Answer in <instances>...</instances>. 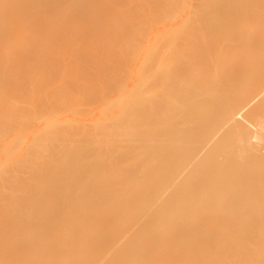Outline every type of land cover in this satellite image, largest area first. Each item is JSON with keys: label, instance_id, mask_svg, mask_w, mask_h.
<instances>
[{"label": "bare ground", "instance_id": "6f19581e", "mask_svg": "<svg viewBox=\"0 0 264 264\" xmlns=\"http://www.w3.org/2000/svg\"><path fill=\"white\" fill-rule=\"evenodd\" d=\"M52 1L55 12L68 10L56 15ZM123 1L0 0V19L3 13L8 16L6 25L0 20V100L9 98L16 108V113L7 109L6 99L5 111L0 105V131L6 134L4 138L0 132V145L6 142L0 152L7 157L5 161L0 155V172L8 170H3L7 177L0 174V202L1 191L10 193L1 189L2 178L18 193L12 207L10 199L6 208L4 200L0 204V264H55L61 256L67 260L80 251L83 264H99L101 259L112 264H264V0H134L130 12ZM101 2L106 10L114 3L105 13L98 8ZM8 4L18 10L12 12ZM112 30L117 42L112 33L109 36ZM138 34L144 36L141 44L135 40ZM51 39L67 45L60 52ZM122 42H127L126 51ZM96 45L107 48L101 51ZM103 77H124L120 82L129 83L122 88V83ZM91 91L95 98L86 100L99 105L97 109L79 98ZM112 93L122 99L121 105L117 100L113 104L123 115L109 105L117 97ZM56 105H63L59 111L65 109V115L58 111L62 117L55 116ZM24 106L31 112L21 115ZM93 110L95 118L90 117ZM108 112L116 119L110 120ZM105 115L109 120H103ZM66 122L82 123L83 136ZM84 123L93 124L91 132ZM71 133L78 138L71 140ZM76 141L85 143L86 150ZM15 145L23 152L14 153ZM88 150L93 158L85 157ZM95 162L101 164L99 170ZM13 171L22 177H13ZM123 176L128 181L123 182ZM157 199H176L171 204L179 200L181 207L189 204L178 213L177 204L167 209ZM122 207L128 212L135 208L145 218L135 215L137 223L132 225L127 211L120 213ZM189 208L197 211L191 214ZM88 211L99 212L95 216L101 229L95 222L92 227L86 223ZM186 213L200 223H192ZM120 222L131 224L126 236L116 230ZM31 245L33 250H28Z\"/></svg>", "mask_w": 264, "mask_h": 264}, {"label": "rangeland", "instance_id": "374dc122", "mask_svg": "<svg viewBox=\"0 0 264 264\" xmlns=\"http://www.w3.org/2000/svg\"><path fill=\"white\" fill-rule=\"evenodd\" d=\"M63 1H64V0H63ZM63 1H62V3H64ZM71 1H72V0H71ZM108 1H109V0H108ZM111 1H113V0H110V2H111ZM118 1H119V0H118ZM131 1L133 2L134 0H124V1L122 2L123 6H126V8L128 7L127 10H128L129 12L132 10L131 4L129 5V3H130ZM141 1H142V0H141ZM159 1H160V0H159ZM163 1L165 2V1H167V0H163ZM178 1H179V0H174V2H178ZM180 1H181V0H180ZM186 1H187V0H186ZM52 2H53V1H52ZM54 2H56V1H54ZM54 2H53V4H51V6L48 5V6L51 7V9H52L51 11H52V12H55V10L53 9V5L55 4ZM59 2H60V0H59ZM66 2H67V0H66ZM73 2H74V1H73ZM134 2L137 3L138 1L136 2V0H135ZM139 2H140V1H139ZM160 2H162V0H161ZM182 2H183V1H182ZM49 3H51V2H49ZM60 3H61V2H60ZM62 3H61V4H62ZM69 3H70V2H69ZM74 3H75V2H74ZM76 3H77V1H76ZM99 3H100V2H99ZM105 3H106V2H105ZM113 3H114V2H113ZM113 3H110V5H109L108 3H106V4H108V9H107V10H110V9L112 8ZM125 3H126V4H125ZM172 3H173V2H172ZM172 3H171V4H172ZM61 4H60V7L63 6V5H61ZM64 4H66V3H64ZM71 4H72V3H70V4L68 5V7L71 6ZM101 4H102V2H101ZM101 4L98 5V8H100V9H101L102 11H104V12L107 11V10H106V7H105V6H107V5H105V4H102V5H101ZM132 4H133L132 6H134V3H132ZM167 4L170 5L169 3H167ZM104 5H105V6H104ZM136 5H137V4H135V6H136ZM164 5H166V3H165ZM16 6H17V5H16ZM54 6H55V5H54ZM57 6H58V5H57ZM99 6H101V7H99ZM123 6H121V7H122V10H124V8H125V7H123ZM154 6H155V3H154ZM8 7L11 8V11H12V12L18 10V9L15 10V5L13 6V5H11V4H8ZM12 7H13V8H12ZM60 7H59V8H60ZM72 7H73V6H72ZM72 7H71V8H72ZM129 7H131V8H130L131 10H129ZM140 7H141V6H139V8H140ZM164 7H165V6H164ZM167 7H169V6H167ZM167 7H166V8H167ZM19 8H21V6H19ZM61 8L63 9V7H61ZM64 8H65V6H64ZM66 8H67V6H66ZM71 8H69V9H71ZM133 8H134V7H133ZM169 8H170V7H169ZM22 9H23V8H22ZM55 9H56V6H55ZM62 9H61V10H62ZM72 9H73V8H72ZM136 9H137V7L135 8V10H136ZM152 9H156V8L153 7ZM163 9H164V8H163ZM170 9H171V8H170ZM64 10L67 11L68 9H67V10L64 9ZM64 10H63V11H64ZM125 10H126V9H125ZM157 10H158V8H157ZM11 11H10V13H11ZM63 11H61V12H60V11H56L55 13H56V15H57V14H60V15H61L62 13H65V11H64V12H63ZM132 11H133V10H132ZM136 11H137V10H136ZM136 11H134L133 13H137ZM138 11H139V10H138ZM151 11H152V10H151ZM159 11H160V10H159ZM163 11H166V10H163ZM167 11H168V10H167ZM7 12H9V10H8ZM88 12H89V11H88ZM170 12H171V11H170ZM105 13H106V12H105ZM7 14H8V13H7ZM166 14H168V12H166ZM171 14H172V13H171ZM8 15H9V14H8ZM10 15H11V14H10ZM54 15H55V14H53V16H51V18H53ZM60 15H59V16H60ZM105 15H106V14H105ZM129 15H131V13H130ZM152 15H153V14H152ZM133 17H135V15H134ZM159 17H160V16H159ZM51 18L49 17L48 19H51ZM60 18H62V17L60 16ZM136 18H138L139 21H142V19H143V17H141L140 13L136 14ZM7 19H8V16H6V13H3L2 18L0 19V20H1V23H3L2 20H4V22H5V21L7 22V21H8ZM53 19H54V18H53ZM133 20H135V19H133ZM136 21H137V20H136ZM6 22H5V25H6ZM52 23H53V21H52ZM3 25H4V24H3ZM112 25H113V24H112ZM53 26H54V27H55V26L57 27L56 21H55V23L53 24ZM113 26H114V25H113ZM54 27L51 28V29L53 30ZM110 27H111V25H110ZM139 27H141V25H140ZM142 27H143V26H142ZM140 29H142V28H140ZM46 30H47V29H46ZM46 30H45V31H46ZM142 30H145V27H143ZM43 32H44V31H43ZM140 32H141V30H140ZM108 33H109V32H108ZM108 33H107V34H108ZM111 33H112V36H113L112 39L116 40V39H117V36H116V34H113V30L110 32L109 36L111 35ZM115 33H116V32H115ZM130 33H131V32H130ZM144 33H145V31H144ZM144 33H143V34H144ZM63 34H64V33H63ZM117 34L119 35L120 33H117ZM59 35H61V34H59ZM59 35H58V36H59ZM66 35H67V34H65V37H66ZM121 35H122V33H121ZM124 35H125V33H124ZM127 35H128V34H127ZM129 35H130V34H129ZM138 35H139V34H138ZM138 35L135 36V40L139 39V40H138V42H139V41L142 39V37H144V36H141V34H140V35H139L140 37H138ZM52 36H53V35H52ZM52 36H51V38H52ZM55 36H56V35H55ZM55 36H54L53 38H54L55 40H57V39L55 38ZM119 36H120V35H119ZM125 36H126V35H125ZM62 37H64V35H63ZM62 37H61V41H62V39H63ZM110 37H111V36H110ZM126 37H128V36H126ZM59 38H60V37H59ZM66 38H67V37H66ZM105 38L108 39V37H105ZM121 38H122V36H121ZM64 39H65V38H64ZM124 39H125V38H123V40H124ZM67 40H68V39H67ZM67 40H66V41H67ZM105 40H106V39H105ZM119 40H120V38H119ZM119 40H118V41H119ZM121 40H122V39H121ZM49 41H52V45L54 46V48H58L57 50H60V52H62V50H61V49H62L61 46H62L63 44H62V45L60 44L61 41H59V42H54L53 39H51V40H49ZM63 41H65V40H63ZM68 41H69V40H68ZM107 41H110V43H112V42H111V38H109V40H107ZM124 41H125V40H124ZM128 41H129V40H128ZM6 42H7V41H6ZM98 42H99V40H98ZM116 42H117V40H116ZM120 42H121V41H120ZM131 42H132V41H131ZM136 42H137V41H136ZM49 43H50V42H49ZM103 43H105V42H103ZM110 43L107 42V45L110 44ZM114 43H115V42H114ZM114 43H113V44H114ZM122 43H124V42H122ZM122 43H121V45H122ZM139 43H140V42H139ZM95 44H97V43H95ZM98 44H99V43H98ZM100 44H102V43L100 42ZM116 44H119V46H120V43H116ZM125 44H127V42L124 43V47H123V45H122L123 48H121V49H124V50H125V46H126ZM132 44H133V43H130L129 46L132 45ZM134 44H135V43H134ZM140 44H141V43H140ZM65 45H67V44L65 43ZM65 45H64V46H65ZM68 45H69V44H68ZM105 45H106V43H105ZM64 46H62V47H64ZM96 46L100 47L99 45H96ZM110 46H111V44H110ZM129 46H127V47H129ZM133 46L135 47V45H133ZM133 46H132V47H133ZM136 46H137V45H136ZM103 47H104V45H102V49H103ZM111 47H113V46H111ZM115 47L117 48V51H116V52L120 51V50H119L120 48H119L117 45H115ZM120 47H121V46H120ZM60 48H61V49H60ZM105 48H107V47H104V50H105ZM118 48H119V49H118ZM97 49H98V48H97ZM100 49H101V47H100ZM102 49H101V51H102ZM126 49H127V48H126ZM106 50H107V49H106ZM114 50H116V49H114ZM124 50H123V52H124ZM128 50H129V49H128ZM125 51H126V50H125ZM130 51H132V50H130ZM130 51H129V53L132 54V52H130ZM123 52H122V53H123ZM127 53H128V52H127ZM133 54H134V53H133ZM125 55H126V54H125ZM129 56H130V55H129ZM126 57H127V56H126ZM130 57H131V56H130ZM128 59H129V58H128ZM54 78H55V77H53V80H54ZM56 78H57V77H56ZM88 78H89V77H88ZM99 78H100V77H99ZM99 78L96 77L97 80H100ZM103 78H105V79H109L110 82H111V79H112V81H114V83H115V82H118V83H119L120 80H122L124 77H123V78H122V77H103ZM126 78H127V77H126ZM126 78H125V79H126ZM127 79L129 80L130 77L127 78ZM101 80H102V78H101ZM103 81H104V79H103ZM124 81H125V80H124ZM126 81H127V80H126ZM100 82H101V81H100ZM106 82H107V81H106ZM106 82H105V83H106ZM105 83L103 82V84H105ZM112 83H113V82H112ZM120 83H122L121 85L123 86V87H122V86H120V87L125 88V85H126L127 83H129V81L126 82V83H123V81H121ZM120 83H119V84H120ZM116 84H117V83H116ZM116 84H113L114 87H115ZM113 85H112V87H113ZM108 86H109V85H108ZM101 87H104V86L101 85ZM101 87L99 86V88H101ZM112 87H111V88H112ZM118 87H119V85H118ZM126 87H127V86H126ZM99 88H98L97 90H99V92H100V89H99ZM108 88L110 89V86H109ZM108 88H107V89H108ZM115 88L117 89V87H115ZM107 89H106V90H107ZM109 89L107 90L108 93L111 92L114 88H112V90L110 89L111 91H109ZM120 89H121V88H120ZM120 89H117V90L121 91ZM95 90H96V89H95ZM103 90L105 91V89H103ZM103 90H102V92H103ZM107 91H105V92L107 93ZM115 91H116V90H115ZM115 91H114V92H115ZM114 92H113V93H114ZM88 93H90V96H87L86 93H84L86 97H85V96L82 97V95H81L79 98H80V99H81V98H85V100H86L87 97H88V98H90V100H91V98L94 97V96L91 97V95H92L91 93H94V92L91 91V92H88ZM100 93H101V92H100ZM113 93H112V94H113ZM115 93L118 94L117 92H115ZM119 93H121V95H122V92H119ZM4 94H5V93H4ZM4 94H3V95H4ZM9 94H10V93H9ZM78 94H79V93H78ZM94 94H95V93H94ZM102 94H103L104 96H106L104 93H102ZM110 94H111V93H110ZM110 94H109V95H110ZM116 94H113V95H116ZM5 95H7V94H5ZM5 95H4V97H5ZM74 95H77V93L74 94ZM74 95H73V96H74ZM79 95H80V94H79ZM96 95H97L96 97H98V96L101 97V95H98V92H97ZM118 95L120 96V94H118ZM118 95H116L117 97H115V100H113V102H109V101H108V102H109V105H111L115 110H120V109H116V108L119 106V105H117V107H116V104H118V102L122 100L121 98H120V100H117V98L119 99V96H118ZM14 96H15V94H14ZM18 96H19V95H18ZM53 96H54V98H55L56 95H53ZM68 96H69V95H68ZM71 96H72V95H71ZM73 96H72V97H73ZM1 97H2V95H1ZM10 97H11V96H10ZM62 97H63V96H62ZM62 97H61V98H62ZM66 97H67V96H66ZM74 97H75V96H74ZM74 97H73V98H74ZM107 97H108V95L106 96V98H107ZM126 97H127V96H126ZM126 97H125V98H126ZM2 98H3V97H2ZM2 98H1V99H2ZM14 98H15V97H14ZM14 98L11 97V99H13V100H14ZM18 98H19V97H17L16 100H18ZM49 98H51V96H50V97L47 96V99H49ZM56 98H57V99H60V98H58L57 96H56ZM73 98H72V99H73ZM76 98H77V96H76ZM94 98H95V97H94ZM106 98H105V99H106ZM109 98H113L112 95H111L110 97H108V100H109ZM4 99H6V98H4ZM4 99H3V100H4ZM77 99H78V98H77ZM77 99H74V101H75V100L77 101ZM3 100H0V105H1V106L3 105ZM52 100H54V99L52 98V99L50 100V102H52ZM61 100H63V99H60V101H61ZM65 100H66V99H65ZM81 100H83V99H81ZM96 100H97V99H96ZM116 100H117L118 102H116ZM125 100H126V99H124V101H125ZM6 101H7V102H6L7 109H9V110L11 109V110H13L12 113H13V112L16 113V111H15L16 108H13L12 106H14V105L10 104V103H11V100H9V98H8V99H6ZM19 101H20V100H19ZM86 101H88V100H86ZM111 101H112V100H111ZM124 101H123L122 103H124ZM4 102H5V101H4ZM13 102H15V101H13ZM13 102H12V103H13ZM21 102H23V101H22V98H21ZM46 102H47V101H46ZM56 102H57V101H56ZM56 102L54 103V105L58 103V102H57V103H56ZM81 102H82V101H81ZM81 102H79V104H80ZM108 102H107V103H108ZM126 102H127V101H126ZM38 103H40V101H38ZM65 103L68 104L69 102L65 101ZM74 103H75V102H74ZM74 103H73V104H74ZM83 103H85V102H82V104H80V107H81V106L83 107ZM88 103H91V102L88 101ZM92 103H93V101H92ZM92 103H91V105L94 104V103H93V104H92ZM107 103H106L105 105H106V107L109 109V107H108L109 105H108ZM113 103H116L115 106H114ZM13 104H14V103H13ZM40 104H41V103H40ZM51 104H52V103H51ZM112 104H113V105H112ZM119 104H120V102H119ZM11 105H12V106H11ZM36 105H37V104H35V108H36L37 106H39V105H37V106H36ZM46 105H47V104H46ZM120 105H121V104H120ZM40 106H41V105H40ZM62 106H63V105H62ZM62 106H61V105H56V106H55L56 108H58V109H57V114H55L56 112L54 113L56 117H57V116H60L59 114H62V113H63V115H65V114H64L65 109H64L63 112L60 113V111H62V110H60V109H62ZM65 106H66V105H65ZM76 106H79V105H76ZM84 106H88V104H87V105H84ZM94 106H95V109H97V106H99V105L96 106V105L94 104ZM94 106H93V108H94ZM14 107H15V106H14ZM112 107H110V110H111ZM1 108H3L4 111H5V108H4L3 106H2ZM63 108H64V107H63ZM66 108H67V107H66ZM71 108H72V107H71ZM91 108H92V107H91ZM93 108H92V109H93ZM3 109H2L1 111H3ZM37 109H38V108H37ZM95 109H94V110H95ZM108 109H107V110H108ZM114 109H113L111 112H113ZM124 109H125V108H124ZM126 109H127V108H126ZM18 110H19V109H18ZM18 110H17V111H18ZM35 110H36V109H35ZM35 110H34V111H35ZM39 110H40V109H39ZM41 110H42V109H41ZM59 110H60V111H59ZM70 110H71V109H70ZM94 110H93V111H94ZM104 110H106V109L104 108ZM104 110H101V111H102V112H105ZM20 111H22V113H20L21 115L31 112V111H29V109L26 108L25 106H24V110H20ZM44 111H45V110L43 109V112H44ZM58 111H59V114H58ZM67 111H68V110H67ZM97 111H98V110H97ZM99 111H100V110H99ZM108 111H109V110H108ZM7 112H8V111H7ZM47 112H48V111H47ZM69 112H71V111H69ZM72 112H73V111H72ZM75 112L78 113L77 111H75ZM102 112H101V114H102ZM111 112H108V113L110 114V115L107 114L108 117H110V116L113 117V114H112ZM117 112H119V111H117ZM120 112H122V111L120 110ZM8 113H9V112H8ZM10 113H11V112H10ZM35 113H36V115H39V113L37 114V110L35 111ZM45 113H46V111H45ZM45 113H44V116L48 114V113H46V114H45ZM66 113H68V112H66ZM84 113H85V112H84ZM84 113H83V114H84ZM91 113H92V110H91ZM91 113H90V112H87L86 114H91ZM125 113H126V112H125ZM0 114H2V113H0ZM18 114H19V113H18ZM18 114H17V115H18ZM41 114L43 115L42 112H41ZM41 114H40V115H41ZM54 114H52L51 116H53ZM69 114H71V113H69ZM97 114H98V113H97ZM103 114H104V113H103ZM111 114H112V115H111ZM118 114H120V113H118ZM13 115H14V114H13ZM74 115H75V116L77 115V117H78L79 115H82V113H81V111H79V115H78V114H74ZM99 115H100V113H99ZM99 115H97V116H99ZM114 115H115V114H114ZM122 115H123V112H122ZM72 116H73V115H72ZM85 116H86V115H85ZM85 116H84V118H85ZM92 116L95 118V111H94L93 115H90V117H92ZM60 117H62V115H61ZM60 117H58V118H60ZM79 117H81V116H79ZM86 117H88V116H86ZM108 117H106V115L103 116V120H104L105 118L108 119ZM112 117H110V120L113 121V120H114L113 118H115V117H113V118H112ZM121 117H122V116H121ZM0 118H1V120H2V118H4V114L1 115ZM81 118H82V117H81ZM84 118H83V119H84ZM111 118H112V119H111ZM96 119H97V118H96ZM98 119H99V118H98ZM98 119H97L96 121H98ZM115 119H116V118H115ZM108 120H109V119H108ZM96 121H95V122H96ZM99 121H100V119H99ZM1 123L3 124L2 121H1ZM13 123H14V126H15V122H13ZM108 123H111V122H108ZM115 123H116V122H115ZM6 124H7V123H6ZM9 124H10V126H11V125L13 126L12 123H9ZM65 124L68 125L69 122H68V123L66 122ZM78 124H80V123H77L76 125H73V124H70V126L68 125L70 129H74V127L76 126L78 132L75 131V132H76L75 134H78L79 132H82V130H83V129H82L81 131L79 130V127H80V125H81L82 123H81L80 125H78ZM86 124H87V125L89 124L90 127L88 128V126H86ZM86 124L84 123V127H85V130H86V128H87V131H86V132H88V131H90V130H88V129L92 128V127H93V124H90V123H86ZM4 125H5V124H4ZM27 125H28V124H27ZM27 125H26V126H27ZM72 125H73L74 127H73ZM77 125H78V126H77ZM82 125H83V124H82ZM82 125H81V126H82ZM106 125H107V123H106ZM106 125H105V126H106ZM2 126H3V125H2ZM5 126H6V125H5ZM29 126L32 127L31 124H30ZM56 126H57V125H56ZM56 126H55V127H56ZM58 126H59V125H58ZM109 126H110V125H109ZM3 127H4V126H3ZM31 127L28 128V126H27V127H25V128L30 129ZM82 127H83V126H82ZM4 128H5V127H4ZM8 128H9V127H8ZM10 128H11V127H10ZM12 128H13V127H12ZM15 128H16V127H15ZM63 128H64V126H63ZM65 128H66V126H65ZM80 129H81V127H80ZM92 129H93V128H92ZM92 129H91V130H92ZM6 130H7V128H6ZM6 130H5V131H6ZM8 130H9V132H10V130H12V129H8ZM8 130H7V131H8ZM74 130H76V129H74ZM74 130H73V131H74ZM85 130H84V132H85ZM0 132H1V131H0ZM90 132H91V131H90ZM90 132H89V133H90ZM1 133L3 134L4 132H1ZM73 133H74V132H73ZM73 133H71V135L73 136V137H72V136L70 137L71 140H72V138H74V135H75V134L73 135ZM79 134H80V137L83 136V135H81L82 133H79ZM85 134H86V133H85ZM4 135H6V134H3V136H4ZM90 135H91V133L88 134L87 136L84 135V137H85V138H86V137H90ZM1 136H2V135H1ZM3 136H2V137H3ZM2 137H1V138H2ZM75 137H76V135H75ZM80 137H79V138H80ZM4 138H5V136H4ZM77 138H78V137H76V139H77ZM85 138H83V140H84ZM98 138H99V137H98ZM100 138H101V137H100ZM2 139H3V138H2ZM4 140H5V139H4ZM4 140H3V141H4ZM68 140H69V139H68ZM83 140H82V141L79 140V141L83 142ZM69 142H70V143L72 142L71 144H74L73 141H69ZM17 143H19L18 146H17V147H19V146H20V141H18ZM76 143L78 144L77 141H76ZM4 144H6V142H3V144H1L0 146H3ZM67 144H69V143L67 142ZM81 144H82V143L79 142L78 145H81ZM21 145H22V144H21ZM75 145H76V144H75ZM75 145H74V146H72V145L69 146V145H68V147H70V149L72 150V149H74V148H72V147H75ZM78 145H77V146H78ZM83 145H85V143L82 144L81 146H83ZM85 146H86V145H85ZM85 146H83V148H84ZM90 146H91V144H90ZM21 147H22V146H20V148H21ZM87 147H88V146H87ZM0 148H1V147H0ZM5 148H6V147H5ZM91 148H92V147H91ZM3 149H4V147H3ZM3 149H2V150H3ZM6 149H7V148H6ZM15 149H18V148H16V145H15ZM15 149H14V151H15ZM84 149H85V148H84ZM88 149H89V147H88ZM4 150H5V149H4ZM85 150H86V149H85ZM85 150H84V151H85ZM93 150H94V149H93ZM0 151H1V150H0ZM14 151H13V152H14ZM17 151H19V152L22 151V152H23V149H21V150L18 149V150H16L14 153H16ZM19 152H18V154H19ZM22 152H21V155L19 154L20 156H23V155H22V154H23ZM3 153H4V152H3ZM14 153H13V154H14ZM85 153H86V151H85ZM90 153H91V152L88 150L87 154H84V155H86L85 157L88 158V159H90L91 157L93 158V157L95 156V154L93 155V154H90ZM18 154H17V155H18ZM0 155L2 156V153H1V152H0ZM4 155H5V154H4ZM14 155H16V154H14ZM91 155H93V156H91ZM97 155H98V154H97ZM97 155H96V157H97ZM1 156H0V157H1ZM18 157H19V156H18ZM89 157H90V158H89ZM96 157H95V158H96ZM1 158L3 159V156H2ZM5 158L7 159V157H5ZM5 158H4L3 160L7 161ZM95 158H94V159H95ZM98 158H99V157H98ZM98 158H97L95 161H97ZM2 159H1V160H2ZM86 160H87V159H86ZM89 162H92V163H93L94 161L91 160V161H89ZM89 162H88V163H89ZM103 162H104V161H103ZM107 163H108V161L106 162V164H107ZM5 164H6V163H5ZM94 164L96 165V162H95ZM101 164H102V161H101ZM101 164L99 163V164H97L96 166L94 165V166H95V169H96V170H99V167H100L99 165H101ZM12 166H13V165H12ZM18 166H19V165H18ZM102 166H103V165H102ZM9 167H10V166H9ZM9 167H8V169H9ZM18 168L20 169V167H18ZM103 168H104V167H103ZM4 169L6 170L7 167H6V168H3L1 172H3ZM10 169H11V167H10ZM10 169H9V171H10ZM12 169H13V168H12ZM15 169H17V166H16ZM25 169H26V168H25ZM101 169H102V167H101ZM26 170H28V168H27ZM6 171H8V170H6ZM21 171H24V170H19V171H17V173H18V172L21 173ZM47 171L49 172V169H48ZM1 172H0V174H1ZM25 172H26V171H25ZM48 172H47V173H48ZM10 173H11V172H10ZM12 173H15V176H13V177H15V178L20 177V175L18 176V174L16 173V171H15V172L13 171ZM22 173H23V172H22ZM22 173H21V174H22ZM29 173H30V172H29ZM49 173L51 174V173H53V171L51 170ZM5 174H6V173H5ZM25 174H26V173H25ZM50 174L48 175L49 177H50ZM1 175H4V172H3V174H1ZM7 175H8V173H7ZM5 176H6V175H4V177H5ZM24 176H25V175H24ZM6 177H7V176H6ZM21 177H22V176H21ZM21 177H20V178H21ZM26 177H27V175H26ZM15 178H14V179H15ZM42 178H43V177H42ZM50 178H51V177H50ZM122 178H127V181H128V177H124V176H123V177H121V180H122ZM7 179H8V178H7ZM23 179H25V178H23ZM52 179H54V178H51V180H52ZM4 180H5V181L3 182V178H2V185H4V186L1 185V189H2V188L5 189V190H3V191L10 190V193L6 195L5 193H7V192L4 193V192L1 191V194H2V198H1V200L3 199V200L5 201V203H6V201H7V203H9V202H8V199H10V202H11L10 206H11V205L14 203V200L12 199V197L14 198V195H15V194H18V193H17L15 190H13V189L8 188V187L6 186L7 184H9V183H7L8 180H6V179H4ZM40 180H41V181H40ZM40 180H39L38 182H42V179H41V178H40ZM56 180H57V178H56ZM110 180H111V179H110ZM125 180H126V179H124V180H122V181L125 182ZM16 181H17L16 183H18V182H19V179H17ZM13 182H14V181H13ZM51 182H52V181H51ZM54 182L57 183V181H54V180H53L52 183L54 184ZM85 182H86V181H85ZM14 183H15V182H14ZM52 183H50V184H52ZM0 184H1V183H0ZM43 184H44V183H43ZM45 184L47 185V183H45ZM45 184H44V186H45ZM50 184H49V186H53V187H54L53 184H52V185H50ZM122 184H125V183H122ZM126 184H127V183H126ZM9 185H10V184H9ZM40 185L42 186V183H40ZM127 185H129V183H128ZM130 185H131V184H130ZM130 185H129V186H130ZM38 186H39V185H38ZM49 186H47V188H48ZM54 188H56V187H54ZM32 189H33V188H32ZM49 189H50V187H49ZM49 189H47V190L49 191ZM33 190H35L34 193L37 192L36 189H33ZM50 190H53V191H54L53 188L50 189ZM55 191H56V190H55ZM57 191H58V190H57ZM164 191L166 192L167 189H165ZM164 191H163V192H164ZM170 191H171V190H170ZM170 191H169V192H170ZM165 192L163 193L164 195H165ZM53 193H54V192H53ZM56 193H59V192H56ZM133 193H134V192H133ZM135 193H137V192L135 191ZM159 193H162V191L159 192ZM166 193H167V192H166ZM175 193H176V192H175ZM180 193H181V192H180ZM167 194H168V193H167ZM169 194H170V193H169ZM178 194H179V192H178ZM146 195H147V194H146ZM173 195H174V194H173ZM158 196H159V195H158ZM160 196L163 197L162 194H160ZM175 196H176V197H175ZM178 196H183V195L181 194V195H178ZM155 197H156V196H155ZM162 197H160V198H162ZM171 197H172V196H171ZM171 197H170V198H171ZM174 197L177 198V195H174L173 198H174ZM183 197H184V196H183ZM158 198H159V197H158ZM164 198H165V197H164ZM168 198H169V196H168ZM180 198H181V197H180ZM153 199H154V198H153ZM166 199H167V198H166ZM166 199H165V200H166ZM178 199H179V198H178ZM182 199H186V198L184 197V198H182ZM3 200L0 202V204H1L2 202H4ZM135 200H136V198H135ZM157 200H158V199H157ZM173 200H176V199H173ZM173 200L170 199V202H168V201H169V199H168V201H166V203H167V204H166V203L164 202V200H163V202H162V200L159 199V200H158V204H159V203H162V204L165 203V204L162 205V206L165 207V205H166L165 208H167V209H169V206H170L171 208H172V207L174 208L175 205L177 204L176 206L178 207V209H180V212H178V210H177L178 213H181L182 208L186 207L185 205L189 204V203L185 202V203H187V204H185L183 207H181V204H180L181 202H179V200H178L179 205H178L177 201H176V204H175V202H172V204H171V201H173ZM208 200H209V199H208ZM45 201H46V200H45ZM155 201H156V199H155ZM160 201H161V202H160ZM183 201H184V200H183ZM186 201H187V200H186ZM43 202H44V201H43ZM133 202H135V201H133ZM133 202L130 204L131 207H135V204H136V203L133 204ZM152 202H153V201H152ZM156 202H157V201H156ZM156 202H154V203H156ZM209 202H210V203H209ZM5 203H4V204H5ZM7 203L5 204V208H6ZM44 203H45V202H44ZM46 203H47V202H46ZM49 203H50V202H49ZM98 204H99V202H98ZM100 204H101V203H100ZM173 204H174V205H173ZM209 204H211V200L208 201L207 205H209ZM8 205H9V204H8ZM125 205H126V204H125ZM133 205H134V206H133ZM152 205H153V204H152ZM154 205H155V204H154ZM154 205H153V206H154ZM167 205H168V207H167ZM205 205H206V203H205ZM205 205H204V206H205ZM1 206H2V205H1ZM10 206H9V207H10ZM42 206L45 207L43 203H42L41 207H42ZM48 206H49V205H48ZM97 206H98V205H97ZM99 206H100V205H99ZM99 206H98V207H99ZM201 206H202V205H201ZM204 206H203V207H204ZM11 207H12V206H11ZM49 207H50V206H49ZM101 207H102V206H101ZM129 207H130V206H129ZM136 207H137V205H136ZM156 207H161V205H159V206L156 205ZM177 207H176V208H177ZM179 207H181V208H179ZM125 208H126V206H125ZM127 208H128V204H127ZM176 208H175V209H176ZM0 209H1V208H0ZM47 209H48V207L45 208V210H47ZM100 209H101V208H100ZM123 209H124V207H122V210H119V211H121V212H120L121 214H122V212H123ZM131 209H133V208H131ZM185 209H186V208H185ZM185 209H184V210H185ZM40 210H41V209H40ZM43 210H44V209H43ZM101 210H102V209H101ZM103 210H104V209H103ZM124 210L127 211L126 209H124ZM128 210H129V209H128ZM134 210H135V208H134ZM134 210H129V212H128V211L126 212V213H127L126 217H128V218L131 220V222H129V221H128V222H129V223H132V225H133V223H134V224L137 223V221L135 220V218H136L135 215L138 214L137 216H139V218L142 217V215H143V217L145 216L143 212H142V215H141V214H139V213H140L139 210H137V211H136V210L134 211ZM187 210H188V209H187ZM0 211H1V210H0ZM50 211H51V208H49V211H45L44 213L47 214L48 212L50 213ZM96 211H97V210H96ZM98 211H99V210H98ZM106 211H107V210H106ZM166 211H167V210H166ZM172 211H173V210H172ZM174 211H175V210H174ZM174 211H173V213H174ZM189 211L191 212L190 208H189ZM192 211H193V210H192ZM195 211H197V210H195ZM195 211H194V212H195ZM103 212H105V211H103ZM112 212H114V211H112ZM182 212H183V211H182ZM187 212H188V211H187ZM194 212H191V214L194 213ZM41 213H42V212H41ZM44 213H43V214H44ZM97 213H99V212H96V214H97ZM116 213H117V212H116ZM118 213H119V212H118ZM170 213H172V212L170 211ZM183 213H184V212H183ZM86 214H87V215H86ZM86 214H84L83 217H84V218H85V217H86V218L88 217L87 219L85 218L84 220L87 221V222L85 221L86 223L90 222V225H91V226H89V227H92V223H94V222H95V226H96V224L98 225V223H96V222L98 221V220L96 219V218H97V217H96L97 215H96L94 212H92V211H88V213H86ZM100 214H101V213H100ZM100 214H99V215H100ZM110 214H111V212H110ZM114 214H115V212H114ZM121 214H120V216H122ZM186 214L188 215V213H186ZM191 214H189L190 216L188 215L189 220H191L192 223H200V222H198L197 217H196V222H194L195 219L193 218V215H191ZM95 215H96V216H95ZM107 215H108V214H107ZM107 215H106V216H107ZM115 215H117V214H115ZM140 215H141V216H140ZM187 215H186V216H187ZM195 215H196V214H195ZM104 216H105V214H104ZM104 216H102V217H104ZM112 216H113V214L111 215V220H112V219H115L114 216H113V217H112ZM118 216H119V215H118ZM124 216H125V215H124ZM197 216H198V215H197ZM99 217H101V216H99ZM102 217H101V218H102ZM262 217H263V216H262ZM107 218H108V217H107ZM107 218L104 217V219H107ZM109 218H110V217H109ZM109 218H108V219H109ZM116 218H118V217L116 216ZM121 218H122V217H121ZM128 218H127V219H128ZM133 218H134V220H133ZM144 218H145V217H144ZM119 219H120V218H119ZM140 219H141V218H140ZM142 219H143V218H142ZM149 219H150V217H148V215H147V219H146V220L144 219V221L147 222V221H149ZM199 219H201V218H199ZM263 219H264V218H263ZM101 220H102V219H101ZM117 220H118V219H117ZM121 220H122V219H121ZM121 220H120V221H121ZM138 220H139V219H138ZM201 220H202V219H201ZM261 220H262V219H261ZM261 220H260V223H261ZM114 221H115V220H113V222H114ZM139 221H141V220H139ZM144 221H142V222H144ZM102 222H103V221H101V223H99V224H102ZM109 222H110L111 225H112V222H111V221H109ZM123 222H124V221H123ZM125 222H127L126 219H125ZM125 222H124V223H125ZM201 222H202V221H201ZM86 223H85V224H86ZM138 223H139V222H138ZM262 223H263V220H262ZM118 224H119V223H118ZM118 224H116V225H118ZM126 224H127V223H126ZM126 224H122V223L120 222V224L118 225V228H116V230H118L119 232H122V233H120V234H123V233H125V232L127 233V232L129 231V226H130L131 224L128 225V226H127ZM201 224L203 225V223H201ZM263 224H264V223H263ZM114 225H115V223H114ZM85 226H87V225H85ZM93 226H94V224H93ZM98 226H99V225H98ZM89 227H88V228H89ZM95 228H96V227H95ZM95 228L92 229V230H95ZM109 228H110V227H109ZM113 228H114V226H113ZM99 229H101V226H99ZM256 229H257V228H256ZM256 229H255V230H256ZM102 230H103V229H102ZM114 230H115V229H114ZM257 230H259V229H257ZM96 231H99V230L96 229ZM104 231H105V230H103V232H104ZM109 231H110V230H109ZM111 231H113V230H111ZM106 232H107V231H106ZM114 232H115V231H114ZM104 233H105V232H104ZM107 233H108V232H107ZM126 233L123 234V235L126 236ZM202 233H203V232H202ZM120 234H119V236H120ZM45 235L49 237V235H47V234H45ZM45 235H44V237H46ZM51 236H53V235H51ZM113 236H115V234H114ZM124 236L122 237V240H123ZM115 238H116V237H115ZM162 238H163V237H162ZM117 239H118V238H116V240H117ZM119 239H120V238H119ZM163 239H164V238H163ZM120 240H121V239H120ZM117 241H118V240H117ZM23 242H24V241H23ZM120 242H121V241H120ZM160 242H161V241H160ZM25 243H27V242L25 241ZM162 243H163V242H162ZM30 244H31V243H30ZM163 244H164V243H163ZM165 244H166V241H165ZM165 244H164V245H165ZM25 245H26V244H25ZM27 245H28V244H27ZM28 246H29V245H28ZM31 246H32V245H31ZM31 246L29 247V248H31V249L28 248V250H33V246H32V247H31ZM150 246H152V245H150ZM80 249H81V248H80ZM26 250H27V249H26ZM78 250H79V249H78ZM78 250H77V251H78ZM83 251H84V250H83ZM30 252H32V251H29L28 254H30ZM75 252H76V250H75ZM80 252H81V251H80ZM80 252H76V253L73 252V253L70 254V256L67 258V260H66V256H61V257L58 259L57 262H56V261H53V262L51 261V262H52V263H55V264H83V261L85 260V257L83 256V257L81 258V254H82V253H80ZM84 253H85V252H84ZM28 254H27V255H28ZM89 255H90V254H88L87 256H89ZM29 256H30V255H29ZM32 256H33V255H32ZM11 257H12V256H11ZM90 257H91V256H90ZM98 257H99V256H98ZM101 257H102V256H101ZM101 257H100V258H101ZM23 258L25 259L24 256H23ZM28 258H29V257H28ZM30 258H31V257H30ZM100 258H99V259H100ZM105 258H107V256H106ZM37 259H38V258H37ZM39 259H41V260L43 261L45 258H41V255H40V256H39ZM86 259H87V258H86ZM153 259H154V258H153ZM33 260H34V259H33ZM41 260H40V261H41ZM101 260H102V259H101ZM101 260H100V262H98L99 264H112V263H109V262L107 263V262L104 261V260H102V261H101ZM109 260H111V259L109 258ZM112 260H113V259H112ZM27 261H28V259H27ZM37 261H38V260H37ZM40 261H39V262H40ZM107 261H108V260H107ZM114 261L116 262L115 259H114ZM151 261H152V260H151ZM252 261H253V260H252ZM252 261H251V262H252ZM30 262H31V261H30ZM120 262H121V261H119V262L117 261L116 263H117V264H121ZM139 262H142V261H139ZM145 262H146V261H145ZM148 262H149V261H148ZM251 262H249V263H251ZM20 263H21V261H20ZM20 263H19V264H20ZM34 263L36 264V262H34ZM142 263H143V262H142ZM146 263H147V262H146ZM149 263H150V262H149ZM155 263H157V262L155 261L154 264H155ZM249 263H248V264H249ZM253 263L255 264L256 262H253ZM13 264H14V263H13ZM15 264H16V263H15ZM23 264H24V262H23ZM26 264H27V262H26ZM30 264H32V263H30ZM94 264H95V263H94ZM128 264H130V263H128ZM144 264H145V263H144ZM157 264H158V263H157Z\"/></svg>", "mask_w": 264, "mask_h": 264}]
</instances>
